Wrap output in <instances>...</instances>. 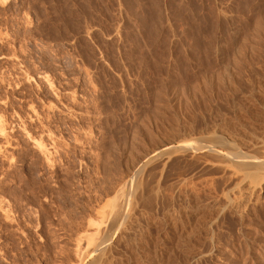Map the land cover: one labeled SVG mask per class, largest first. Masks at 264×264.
I'll use <instances>...</instances> for the list:
<instances>
[{
  "label": "rangeland",
  "instance_id": "obj_1",
  "mask_svg": "<svg viewBox=\"0 0 264 264\" xmlns=\"http://www.w3.org/2000/svg\"><path fill=\"white\" fill-rule=\"evenodd\" d=\"M248 1L0 0V264H77L88 221L165 140L261 134L264 92L213 96L187 57L194 35L223 42L248 26ZM176 166L143 179L159 192L147 188L115 264H264V190L220 212L225 176ZM178 170L191 182L176 185Z\"/></svg>",
  "mask_w": 264,
  "mask_h": 264
},
{
  "label": "bare ground",
  "instance_id": "obj_2",
  "mask_svg": "<svg viewBox=\"0 0 264 264\" xmlns=\"http://www.w3.org/2000/svg\"><path fill=\"white\" fill-rule=\"evenodd\" d=\"M249 1L248 2L250 3V6H249L250 11L254 13V17L253 16L251 17L253 13L250 14L251 12L249 11L251 18L247 15L250 18V19L248 18L247 20L248 26L242 29L240 27L241 31L238 28H236L237 27L236 26L235 30L233 29L231 32V35L233 33L232 35L233 37L231 39L229 40L226 39L227 41L223 40V42L221 40H220L221 42L211 41L210 39L207 41L206 40L202 41L201 39L197 38L194 35V37H192L193 39L191 38L192 40L190 41V43L187 44L188 49L192 51L191 53L189 51L188 55L186 54L187 57H189V54H191L190 58L195 59L199 63V66H195L194 64H192V67L193 66L195 68L200 67L199 68L201 69L200 82L203 83L205 79L208 78L210 81L209 83L210 84L212 83V85H214V88H212V91L213 89H215L214 91L217 92L216 94H218L222 98V100L224 98L231 100V98L233 99V97L235 95L237 96V94H241V98L244 96L248 98L247 94L256 93L255 95H257V93H260L262 95L264 92V0H249ZM240 6L242 7V5ZM196 35L198 36V33ZM186 50L187 48L185 49V51ZM184 56H182V59ZM184 61H181V62L182 64L186 65L188 61L187 62L185 61L186 63H183ZM188 64H190V66ZM188 64L186 66L191 67V63L188 62ZM177 65H178V62H177ZM194 67L193 69H195ZM199 71L197 70L196 73ZM192 75H193V72H192ZM196 75H198V73ZM198 81L197 83H199ZM202 83H199V85L198 84L197 85L201 86ZM204 83L202 84V86L204 85ZM205 85H207V87L209 86L208 83H206ZM207 87L203 86V88H207ZM203 88H202V91L204 92L205 89ZM207 90H205V93L208 92ZM214 91L212 92V95L213 94L215 95ZM209 92H211V89L209 90ZM197 99H199V97ZM210 101H212V99ZM263 102L264 101L260 102L259 106H261ZM204 103H206V101ZM259 106L257 108H259ZM250 107L252 108V106ZM250 107L248 106V108ZM262 108H264V105ZM251 110L252 111L250 112L253 113L254 109H251ZM254 113L257 114L256 112ZM261 130L263 131V132L261 131V134L258 133L259 135L253 136L250 133L253 137L249 138L248 136V138L245 137V139L239 138L238 136H236L237 134L235 135L234 133L230 134V132H232L230 130H229L230 132L228 133L227 130H224L222 128H216L214 130L212 129L210 132H207L208 131L207 130L205 134H200L198 136L196 135V137H192V138L188 134L190 136V139L188 140H181V139H184V137H182V138H179L178 141H174L171 139L165 140L162 143L158 141V143L160 144L156 145L153 149L145 152L144 155L142 156V159L139 158L141 160L136 161V163L133 164L134 166L132 168L129 179L126 180L118 188H116L115 191L112 190L113 194L111 195V197L107 198L104 201L103 205H101L102 207L99 206L100 207L98 208L99 210H96V213L94 214V216L92 215L93 219L91 218L90 219L91 221H88L89 224L87 223L88 227L83 236V239H85V245H82V246L80 245L81 246L80 249L83 246L85 247L81 249V252L79 253L80 255L79 256L77 255V257H79L77 260V264H115V262L117 261V260L115 261V258L117 255L114 256L115 252L113 253L114 245H116L115 243H117V240L119 241V240L128 238V236L130 235L132 236V232H134V229L136 228V227L134 228V225H136V222H138L136 221V219L138 218L137 216L142 214L141 212L143 211L146 212V210H143V208L147 207L145 204H146L147 199L148 200L150 199V196L148 197L149 195L148 193H150L148 192V189H151V187L146 186L147 183L145 184L144 182L145 176L147 177V175L151 174L150 172H152V170H154L155 173L156 171L159 172V175L163 176L164 172L168 168L172 167L174 169L175 167L176 169L177 167L176 165L178 161L181 159L196 160L202 165V167H204V170L206 168L209 170H212V172L216 173L218 176L220 175L219 177L225 176L224 179H227V181L230 182L228 183L229 185H232V186L226 189V191L222 193L223 203L221 202L222 206H220V209H218L220 210V212L224 209L226 210V208L231 209V210L233 209L239 210L242 207V209H246L243 207H247L248 205L250 206L251 204H253V201H256L255 196L264 190V127ZM242 136L244 137V135ZM175 137L176 138H173V139L177 140L178 137L177 136ZM178 168H181V167L178 166L177 169ZM177 172L175 174H177ZM179 172L180 173L177 174L178 177L177 176L175 177V179L177 178L176 185H187V183L189 182L188 181L189 178L187 177L185 178L186 175L184 174L185 175L184 176L183 172L181 171ZM155 173H153L154 175L153 174L152 175L155 176ZM160 177L161 176L157 175L158 179ZM152 189H151V192H152ZM109 190L107 192H110ZM157 190L158 189H156L155 191ZM158 192L159 191H157V193ZM155 193L152 192V194L154 195ZM161 209L163 210V208ZM240 211L241 210H239V212ZM140 218H141V215H140Z\"/></svg>",
  "mask_w": 264,
  "mask_h": 264
}]
</instances>
